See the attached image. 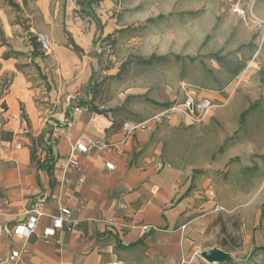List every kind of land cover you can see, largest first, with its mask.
<instances>
[{
	"label": "rangeland",
	"instance_id": "obj_1",
	"mask_svg": "<svg viewBox=\"0 0 264 264\" xmlns=\"http://www.w3.org/2000/svg\"><path fill=\"white\" fill-rule=\"evenodd\" d=\"M14 1L21 10L0 0V26L11 29L0 33V47L22 52L14 56L37 76L47 114L65 104L96 105L111 109L122 126L181 102L184 86L198 97L210 94L215 106L202 121L176 113L188 123L172 128L161 117L150 124L163 126L166 158L200 192L197 213L212 217L204 243L239 260L216 264H264V0H103L92 13L77 0ZM42 32L51 50L40 46V66L31 58V39L39 42ZM71 37L81 53L69 45ZM152 55V62L142 61ZM0 74L3 92L12 74ZM201 251L192 258L211 264Z\"/></svg>",
	"mask_w": 264,
	"mask_h": 264
},
{
	"label": "crops",
	"instance_id": "obj_2",
	"mask_svg": "<svg viewBox=\"0 0 264 264\" xmlns=\"http://www.w3.org/2000/svg\"><path fill=\"white\" fill-rule=\"evenodd\" d=\"M4 30L11 31L7 26ZM4 51L0 47V73L14 77L0 98V105L4 102L8 109L0 119V264H9L6 258L12 250L25 244L30 251L18 264H181L184 260L196 264L193 252L215 246L204 243L212 217L197 213L203 206L200 192L190 190V180H182L183 170L166 158L167 139L160 123L151 122L148 129L127 137L110 113L87 108L75 112L65 104L60 113L47 114L48 107L40 103L47 99L37 76L31 75L30 66L18 69L16 57L3 58ZM34 61L42 65L40 59ZM53 119L65 120V125L58 126ZM184 122L187 119L174 114L170 127ZM49 124L56 137L53 182L31 156L30 137L49 134ZM82 135L108 139L114 145L81 156L86 180L80 184L78 172L63 179V163ZM37 156L43 161L47 155L42 148ZM107 162L115 168H108ZM51 194L60 195L73 214L72 222L47 242L43 229L52 224L59 204L52 198L44 203L38 199ZM33 203L45 215L27 239L14 228L27 219ZM143 224L152 229L144 231Z\"/></svg>",
	"mask_w": 264,
	"mask_h": 264
},
{
	"label": "built area",
	"instance_id": "obj_3",
	"mask_svg": "<svg viewBox=\"0 0 264 264\" xmlns=\"http://www.w3.org/2000/svg\"><path fill=\"white\" fill-rule=\"evenodd\" d=\"M236 13L243 16L245 14V9L240 5H237L235 8ZM38 40L41 43L42 49L44 51L51 50V43L48 34L40 33L38 36ZM185 89V97L179 102L175 103L171 106L165 108L162 112L155 114L152 118L146 119L143 121H132L128 120L123 123V129L125 131V135L130 137L137 131L145 130L150 125V121L160 120L161 117H166L168 120L171 119L173 114L179 113L183 115L185 118L189 119L191 122H199L202 121L205 117V114L208 112L210 108L215 106V102L212 99L202 96L198 97V93L195 89L187 88ZM83 107L77 106L75 108V112L82 111ZM8 109L5 105L0 106V119L7 113ZM114 143L108 139H100L90 136H80L75 140L72 144L69 154L66 156L65 161L63 163V179L69 180L68 174L70 172H78L80 173L78 183H84L86 177L83 173L81 156L85 153H89L95 150L111 148ZM106 166L110 169L115 168V164L112 162H107ZM48 198H52L59 204V212L56 215H53V222L51 225L45 226L43 229L42 238L49 242L54 238L59 230L64 229L65 225H68L72 222V214L73 210L62 203V198L60 195L51 194V195H43L38 201L44 203L48 200ZM37 201V202H38ZM28 217L27 219L17 225L14 228V231L29 239L32 234H34L39 226L40 218L45 215V211L38 206L36 203H33L28 209ZM144 231H150L152 229V225L143 224L142 225ZM3 227L0 226V230ZM30 251L29 246L25 244L21 249L12 250L6 261L9 264H18L19 261ZM181 264H190L188 261H182Z\"/></svg>",
	"mask_w": 264,
	"mask_h": 264
},
{
	"label": "trees",
	"instance_id": "obj_4",
	"mask_svg": "<svg viewBox=\"0 0 264 264\" xmlns=\"http://www.w3.org/2000/svg\"><path fill=\"white\" fill-rule=\"evenodd\" d=\"M103 0H77L78 5L82 6V8L87 11V12H93V6L96 4H100V2ZM28 0H24V3H27ZM10 5H12L13 7H15L17 10H21L22 6L19 2L14 1V0H9ZM0 33L3 34L4 30L3 28L0 26ZM31 44H32V51H31V58L35 59L37 57H39L41 54L40 52V42L36 41V37L31 39ZM69 45H71L73 47V49L78 52L81 53L83 51V48L80 47L79 44L76 43V41L74 40L73 37H71V42L69 43ZM22 52L20 51H12V50H8L5 51L3 54V58L8 59L11 57H18V55H21ZM16 55V56H14ZM16 57V58H17ZM155 58L154 55H152L148 60H142L144 63H150L153 61V59ZM37 66V64H36ZM1 63H0V70H1ZM24 67V64H18V69H21ZM39 68V66H37ZM240 70V69H239ZM238 70V71H239ZM14 74H12V79L9 81V83L6 85L5 89L3 92H0V98H2L5 93L8 91L9 86L13 80ZM89 88H93L94 87V83L93 82H89L88 84ZM3 105L6 106L5 103H3ZM166 106L170 105L168 103L165 104ZM92 111H95L98 114H107L109 111H111V109H100L98 106L96 105H92L91 107ZM45 132H42L39 136L35 137V136H31V156H32V160L36 161L39 165V167H43L45 168L50 177L52 182L54 181V166H55V160H56V156L54 153V149H53V144L51 141H53L54 139L53 137V133L52 131L49 132L48 137H46ZM55 141V140H54ZM38 146H42L43 150L46 152V158L42 161L41 159H38L37 153H38Z\"/></svg>",
	"mask_w": 264,
	"mask_h": 264
},
{
	"label": "water",
	"instance_id": "obj_5",
	"mask_svg": "<svg viewBox=\"0 0 264 264\" xmlns=\"http://www.w3.org/2000/svg\"><path fill=\"white\" fill-rule=\"evenodd\" d=\"M201 256L211 264L236 263L239 261L233 252L227 251L219 245L203 250Z\"/></svg>",
	"mask_w": 264,
	"mask_h": 264
}]
</instances>
